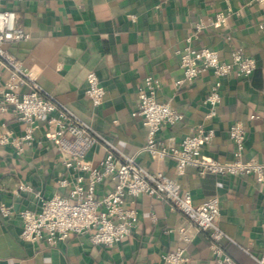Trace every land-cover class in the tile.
<instances>
[{
  "label": "crops",
  "instance_id": "obj_1",
  "mask_svg": "<svg viewBox=\"0 0 264 264\" xmlns=\"http://www.w3.org/2000/svg\"><path fill=\"white\" fill-rule=\"evenodd\" d=\"M0 7L20 10V23L30 38L8 48L47 94L122 153L136 156L150 171L176 179L191 191L194 204L219 197L217 223L233 239L224 241L226 251L239 264H260L251 254L264 252V186L252 175L202 176L192 166L179 174L174 160L157 161L141 151L146 128L134 112L139 87L147 75H154L161 81L159 99L169 101L185 117L176 125H164L160 136L179 143L199 126L213 129L215 136L203 153L228 161L234 159L230 126L242 122L248 136L244 157L264 161L263 4L255 0H1ZM230 9L239 14L230 15L226 25L213 23L218 13ZM200 23L204 27L196 32ZM190 35L194 46L217 49L223 60H231V43L256 60L251 75L233 72L223 79V102L213 118H207L210 106L204 102L217 79L212 71L193 82L176 83L183 77L178 51ZM90 71L106 87L99 107L86 95ZM3 123L19 133L24 130L12 109H0V128ZM46 132L42 127L33 147L21 155L11 146L0 145V202L15 209L10 218L0 214V264H169L162 255L180 247L190 257L183 264H213L209 233L199 232L169 201L148 195L137 199L136 230L113 246L97 247L77 234L58 246L22 240L19 211L39 210L41 200L59 189L58 175L64 170L58 147L45 137ZM106 152L100 143L87 157L99 165ZM113 184L108 179L100 192ZM182 227L191 240H185Z\"/></svg>",
  "mask_w": 264,
  "mask_h": 264
},
{
  "label": "built area",
  "instance_id": "obj_2",
  "mask_svg": "<svg viewBox=\"0 0 264 264\" xmlns=\"http://www.w3.org/2000/svg\"><path fill=\"white\" fill-rule=\"evenodd\" d=\"M255 1L264 5V0ZM232 14L239 12L231 9L220 12L213 23L226 25ZM20 20V10L0 7V109L16 112L24 129L19 133L3 123L0 145L11 146L15 153L21 155L33 147L37 132L45 127V137L58 147L65 164L58 175L59 189L55 194L51 198H43L39 210L26 208L19 211L23 220L22 240L29 244L58 246L72 234H77L86 236L97 247L113 246L136 230L139 222L137 199L148 195L169 201L174 209L190 219L199 232L209 233L213 264H239L224 247V241L233 239L217 223L219 197L211 196L201 204H194L191 191L184 189L176 179L162 171H150L136 156L122 153L100 131L47 94L8 48L11 43L30 38ZM203 27L202 23L198 24L196 32ZM227 38L232 39L231 36ZM193 39V35L188 36L186 44L178 51L183 77L176 83L193 82L203 72L212 71L217 79L210 86L204 102L210 106L207 118H213L223 102V79L233 72L240 76L251 75L256 69V60L247 55L243 47L231 43V60L226 61L219 50L196 47ZM87 79L86 95L95 107H99L104 102L106 87L95 71H90ZM160 87L161 81L154 75H147L139 87V102L134 115L142 119L146 128L142 152H148L157 161L174 160L179 174H184L186 168L192 166L198 168L202 176L252 175L260 187L264 186V161L244 157L248 136L242 122L236 121L230 126L234 159L228 161L203 153L204 146L215 136L213 129L199 126L179 143L160 136L164 125H176L185 118L169 101L159 99ZM100 143H104L107 152L100 164L95 165L87 155ZM108 179L113 181V187L100 192ZM14 213L13 205L0 202V214L4 219ZM181 230L185 240H191L186 228ZM251 255L264 264V252ZM162 258L169 264H183L190 259L184 247L164 253Z\"/></svg>",
  "mask_w": 264,
  "mask_h": 264
}]
</instances>
